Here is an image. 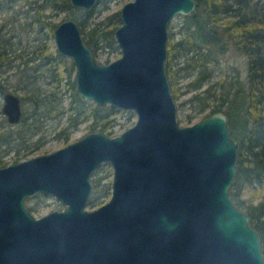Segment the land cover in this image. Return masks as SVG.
Listing matches in <instances>:
<instances>
[{
	"label": "water",
	"instance_id": "95a60500",
	"mask_svg": "<svg viewBox=\"0 0 264 264\" xmlns=\"http://www.w3.org/2000/svg\"><path fill=\"white\" fill-rule=\"evenodd\" d=\"M94 8L100 0H70ZM198 0H131L116 28L122 56L100 63L72 17L57 50L76 65L79 97L132 109L137 122L111 136L92 131L52 153L0 166V264H264L260 232L231 196L238 140L224 110L181 124L167 76L169 28ZM12 123L23 100L4 95ZM114 167L112 197L90 208L93 174ZM66 209L37 216L36 194Z\"/></svg>",
	"mask_w": 264,
	"mask_h": 264
},
{
	"label": "rangeland",
	"instance_id": "374dc122",
	"mask_svg": "<svg viewBox=\"0 0 264 264\" xmlns=\"http://www.w3.org/2000/svg\"><path fill=\"white\" fill-rule=\"evenodd\" d=\"M129 1L131 0H100L89 18L90 27L100 21L107 24L110 15L121 12L123 5ZM45 2L46 0H0V45L7 47L11 56V60L3 66L0 85L5 92L10 90L20 95L25 110L19 123L10 122L3 111L4 90L0 88V166L44 153H52L92 132L90 127L92 120L89 119L73 127L69 138L66 137L67 131L63 134L59 133L61 127L69 122L68 116L71 113L70 107L75 90L70 83L71 77L66 74L64 80L58 84L53 73L55 64L45 56L57 50L55 34L47 25L42 26V23L35 19L43 15L44 19L59 23L72 16L79 22L86 19L87 11L73 5L68 8H53ZM260 2L263 3L264 0ZM185 16L186 14H178L171 20L177 38L184 33L182 25L185 23ZM114 38L115 42L112 45L107 40H101L100 46H102L98 49L100 63H109L108 60L111 62L122 56L116 35ZM227 41H229L228 46L222 51H217V60L213 62V76L202 88L197 89L203 90L208 85L214 84L217 101L221 99L219 97L227 94L234 97L237 89L242 90L250 85V53L239 47L234 40ZM68 59L73 62L70 56ZM75 74L76 71L73 75L76 79ZM191 77L181 74L177 83V86L181 87L179 91H182L180 97L175 98L178 107L177 118L182 125L204 118L211 109L206 107L200 110L196 102L187 100L195 92V89L184 91ZM39 93L44 97L40 105L37 104L36 99H32V96ZM238 94L237 101H241L243 93L238 91ZM88 102L99 104L96 100H88ZM117 108V113L111 116L116 118L115 123L110 126L113 131L112 136L126 131L138 119V114L134 110L118 106ZM114 171L112 163H107L93 174L92 195L96 194L97 205H89L90 208H98L112 197ZM253 190L248 198L253 194ZM26 204L30 209L34 207L33 213L40 217L55 209L62 210L67 207V204L65 205L56 196L45 193L28 198Z\"/></svg>",
	"mask_w": 264,
	"mask_h": 264
},
{
	"label": "trees",
	"instance_id": "16d2710c",
	"mask_svg": "<svg viewBox=\"0 0 264 264\" xmlns=\"http://www.w3.org/2000/svg\"><path fill=\"white\" fill-rule=\"evenodd\" d=\"M198 2V14L185 16L182 35L177 38V32L172 28V24L170 25L167 76L176 99L182 92L179 91L181 87L177 86L178 78L181 74L192 76L186 83L187 88L184 91L195 89V92L187 100L196 102L200 110L210 107L206 115L219 109L229 115L231 134L238 140V170L236 181L230 189L231 196L238 207L249 213L251 223L260 232L264 253V2L261 3L260 0H198ZM45 3L58 9L72 6L70 0H46ZM86 11V19L79 23L86 43L91 46L98 60V49L102 46H100L101 40H107L112 45L115 42V30L123 20L119 11L110 15L111 18L109 17L110 21L107 24L100 21L90 27L89 18L95 10L91 8ZM35 19L39 20L42 26L47 25L53 34L59 24L51 19H44L43 15ZM228 39L234 40L239 47L250 53V85L242 90L237 89L234 97L227 94L219 97L221 99L217 101L214 84L208 85L203 90L197 89L202 88L204 83L213 76V62L217 60V51H222L228 46ZM45 56L55 64L53 73L58 84L64 80L66 74L71 77L70 83L75 90L70 107L71 113L68 116L69 122L61 127L59 133L63 134L67 131L66 137L69 138L73 127L83 120L91 119L92 131H101L112 136L113 131L110 126L115 123L116 118L111 116L117 113V106L92 104L81 99L77 91L76 79L73 78L76 71L73 62L59 50ZM10 60L11 56L7 47L0 45V75L3 72V66ZM0 88L4 90L1 85ZM8 91L10 90L6 92L4 90V95ZM238 91L243 93L241 101H237ZM40 95L39 93L32 96L38 105L44 98ZM255 185L260 186V190H257ZM246 187H252L254 190L251 197L245 200L242 199V193ZM96 200V194L92 195L89 200L90 205H97ZM34 209V207L31 208L32 211Z\"/></svg>",
	"mask_w": 264,
	"mask_h": 264
},
{
	"label": "clouds",
	"instance_id": "9594fccd",
	"mask_svg": "<svg viewBox=\"0 0 264 264\" xmlns=\"http://www.w3.org/2000/svg\"><path fill=\"white\" fill-rule=\"evenodd\" d=\"M257 190H259L260 186L255 185L254 186ZM253 188L252 187H246L242 193V199H247L249 194L252 192Z\"/></svg>",
	"mask_w": 264,
	"mask_h": 264
},
{
	"label": "flooded vegetation",
	"instance_id": "af4514ba",
	"mask_svg": "<svg viewBox=\"0 0 264 264\" xmlns=\"http://www.w3.org/2000/svg\"><path fill=\"white\" fill-rule=\"evenodd\" d=\"M198 4H199V2H198ZM197 14H198V13H197ZM197 14H196V15H197Z\"/></svg>",
	"mask_w": 264,
	"mask_h": 264
}]
</instances>
